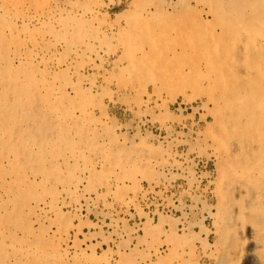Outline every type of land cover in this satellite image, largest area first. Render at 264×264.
Masks as SVG:
<instances>
[{"label": "rangeland", "instance_id": "obj_1", "mask_svg": "<svg viewBox=\"0 0 264 264\" xmlns=\"http://www.w3.org/2000/svg\"><path fill=\"white\" fill-rule=\"evenodd\" d=\"M0 3V264H264V0Z\"/></svg>", "mask_w": 264, "mask_h": 264}, {"label": "bare ground", "instance_id": "obj_2", "mask_svg": "<svg viewBox=\"0 0 264 264\" xmlns=\"http://www.w3.org/2000/svg\"><path fill=\"white\" fill-rule=\"evenodd\" d=\"M199 1H200V0H199ZM0 4H1V3H0ZM1 5H2V4H1ZM2 7H3V6H2ZM5 8H6V7H5ZM7 8H8V7H7ZM9 8H10V7H9ZM3 9H4V8H3ZM6 11H7V10H6ZM12 12H13V11H12ZM244 12H245V11H244ZM2 13H3V12H2ZM6 13H7V12H6ZM13 13H14V12H13ZM226 13H227V12H226ZM4 14H5V13H4ZM15 14H16V13H15ZM24 14H25V13H24ZM26 14H27V13H26ZM9 15H10V14H9ZM9 15H8V16H9ZM28 15H31V14H28ZM49 15H50V14H49ZM75 15H76V14H75ZM22 17H23V16H22ZM32 17H33V16H32ZM32 17H31V19H32ZM10 18H11V16H10ZM18 18H19V17H18ZM18 18H17V19H18ZM35 18H36V17H35ZM21 19H22V18H21ZM22 20H23V19H22ZM27 20H28V19H27ZM49 20H50V19H49ZM15 21H16V20H15ZM23 21H24V20H23ZM59 21H60V20H59ZM8 22H9V21H8ZM27 22H28V21H27ZM246 22L248 23V19H247ZM23 23H24V22H23ZM43 26H44V25H43ZM0 30H2V29L0 28ZM21 30H22V29H21ZM18 32H19V31H18ZM240 33H241V32H240ZM0 35H1V34H0ZM249 36H250V35H249ZM257 38H258V37H257ZM5 39H6V38H5ZM13 40H14V39H13ZM18 40H19V39H18ZM6 41H7V40H6ZM11 41H12V39H11ZM257 41H258V40H257ZM2 42H3V41H2ZM9 42H10V41H9ZM5 43H6V42H5ZM3 44H4V43H3ZM3 44H2V45H3ZM6 44H7V43H6ZM15 45H16V44H15ZM248 45H249V44H248ZM7 46H8V45H7ZM220 46H221V45H220ZM2 47H3V46H2ZM10 47H11V44H10ZM2 49H3V48H2ZM4 49H6V47H5ZM228 49H229V48H228ZM18 50H19V48H18ZM18 50H17V51H18ZM226 50H227V49H226ZM36 51H37V50H36ZM255 51H256V50H255ZM13 52H14V50H13ZM145 52H146V51H145ZM14 54H15V53H14ZM17 54H18V53H17ZM21 54H22V53H21ZM259 54H260V53H259ZM259 54H257V55L259 56ZM6 55H7V54H6ZM24 55H26V54L24 53ZM29 56H30V55H29ZM247 56H248V55H247ZM13 57H14V56H13ZM15 57H17V56H15ZM27 57H28V56H27ZM145 57H146V56H145ZM244 57H245V55H244ZM0 59H1V58H0ZM5 59H7V58H5ZM9 59H10V58H9ZM12 59H13V58H11L10 60H12ZM17 59H18V58H17ZM34 59H35V58H34ZM254 59H255V58H254ZM2 61H3V60H2ZM13 61H14V60H13ZM253 61H254V60H253ZM253 61H252V62H253ZM21 62H22V61H21ZM26 62H27V61H26ZM260 62H261V61H260ZM4 63H5V62H4ZM4 63H3V64H4ZM24 63H25V62H24ZM255 63H256V62H255ZM252 64H254V62H253ZM247 65H249V64H247ZM36 66H37V64H36ZM261 66H262V65H261ZM263 66H264V65H263ZM22 68H23V67H22ZM26 68H27V67H26ZM38 69H39V68H38ZM14 70H15V68H14ZM19 70H20V69H19ZM239 70H240V69H239ZM26 71H27V70H26ZM259 71H260V69H259ZM10 72H11V71H10ZM22 72H23V71H22ZM12 73H13V72H12ZM23 73H24V72H23ZM25 73H26V72H25ZM1 74H2V72H1ZM43 75H44V74H43ZM3 76H4V75H3ZM261 76H262V75H261ZM4 77H5V76H4ZM24 77H25V76H24ZM195 77H196V76H195ZM263 77H264V76H263ZM46 78H47V77H46ZM248 78H249V77H248ZM256 78H257V77H256ZM256 78H254V81L257 80ZM37 79H38V78H37ZM225 79H226V78H225ZM249 79H250V78H249ZM5 80H6V78H5ZM211 81H212V80H211ZM18 82H19V81H18ZM51 82H52V81H51ZM7 84H8V83H7ZM18 84H19V83H18ZM253 84H254V83H253ZM253 84H252V85H253ZM9 85H10V84H9ZM208 85H209V84H208ZM6 86H8V85H6ZM6 86H5V87H6ZM12 86H13V85H12ZM256 86H257V85H255L254 87H256ZM0 87H3V86H0ZM216 87H217V86H216ZM216 87H215V89H216ZM254 87H253V88H254ZM6 88H7V87H6ZM9 88H10V87H9ZM9 88H8V89H9ZM12 88H13V87H11L10 89H12ZM243 88H244V87H243ZM251 88H252V86H251ZM253 88H252V89H253ZM23 89H24V88H23ZM233 89H234V88H233ZM252 89H250V91H251ZM242 90H243V89H242ZM253 90H254V89H253ZM11 91H13V90H11ZM226 91H227V90H226ZM234 91H235V89H234ZM257 91H258V89H257ZM257 91H256V92H257ZM260 91H261V90H260ZM40 92H41V91H40ZM210 92H211V91H210ZM0 93H1V92H0ZM8 93H9V92H8ZM221 93H222V92H221ZM224 93H225V92H224ZM3 94H4V93H3ZM35 94H36V93H35ZM263 94H264V93H263ZM217 95H218V94H217ZM239 95H240V94H239ZM241 95H242V94H241ZM241 95H240V96H241ZM246 95H247V94H246ZM246 95H245V96H246ZM257 95H258V94H257ZM234 96H235V95H234ZM234 96H233V97H234ZM245 96H244V97H245ZM36 97H37V96H36ZM217 97H218V96H217ZM227 97H228V96H227ZM227 97H226V99H227ZM48 98H49V97H48ZM53 98H54V97H53ZM218 98L220 99V97H218ZM221 98H222V96H221ZM224 98H225V97H224ZM61 99H62V98H61ZM219 99H218V100H219ZM246 99H247V98H246ZM30 100H31V99H30ZM50 100H51V99H50ZM54 100H55V99H54ZM56 100H57V99H56ZM220 100H221V99H220ZM228 100H229V99H228ZM251 100H252V99H251ZM251 100H250V101H251ZM12 101H13V100H12ZM14 101H15V100H14ZM226 101H227V100H225V103H226ZM16 102H18V101H16ZM209 102H210V101H209ZM228 102H230V101H228ZM252 102H253V101H252ZM256 102H258V101H256ZM18 103H19V102H18ZM225 103H224V104H225ZM231 103H232V101H231ZM19 104H20V103H19ZM23 104H24V103H23ZM243 104H245V102H244ZM248 104H249V102H248ZM256 104H257V103H256ZM228 105H229V104H228ZM245 105H246V104H245ZM245 105H244V106H245ZM261 105H262V103H261ZM13 106H15V105L13 104ZM13 106H12V107H13ZM26 106H27V105H26ZM28 106H31V105H28ZM234 106H235V105H234ZM240 106H241V105H239V108H240ZM252 106H253V105H252V103H251V107H252ZM9 107H10V106H9ZM15 107H16V106H15ZM32 107H34V105H33ZM231 107H232V105H231ZM251 107H250V108H251ZM255 107H256V106H255ZM260 107H261V106H260ZM3 108H4V107H3ZM16 108H17V107H16ZM20 108H21V107H20ZM26 108H27V107H26ZM236 108H237V106H236ZM261 108H262V107H261ZM7 109H8V108H7ZM13 109H14V108H13ZM17 109H18V108H17ZM17 109H16V110H17ZM30 109H31V108H30ZM243 109H244V108H243ZM21 110H22V109H21ZM232 110H233V109H232ZM245 110H246V108H245ZM1 111H2V110H1ZM24 111H25V110H24ZM230 111H231V110H230ZM233 111H234V110H233ZM252 111H253V109H252ZM12 112H13V110H12ZM12 112H11V113H12ZM21 112H22V111H21ZM28 112H29V111H28ZM30 112H31V111H30ZM242 112L245 113L244 110H243ZM242 112H241V113H242ZM253 112H254V111H253ZM259 112H260V110H259ZM18 113H19V112H18ZM25 113H26V112H25ZM237 113H238V111H237ZM239 113H240V112H239ZM243 113H242V114H243ZM12 114H13V113H12ZM228 114H229V113H228ZM262 114H263V113H262ZM26 115H27V114H26ZM29 115H30V114H29ZM29 115H28V116H29ZM232 115H234V114H232ZM217 116H218V115H217ZM247 116H248V115H247ZM256 116H257V115H256ZM218 117H219V116H218ZM234 117H235V115H234ZM237 117H238V116H237ZM243 117H244V116H243ZM243 117H242V118H243ZM260 117H261V115H260ZM231 118H232V117H231ZM254 118H255V117H254ZM223 119H224V118H223ZM232 119H233V118H232ZM243 119H245V118H243ZM243 119H242V120H243ZM248 119H249V118H248ZM248 119H247V120H248ZM262 119H263V118H262ZM259 120H260V119H259ZM17 121H18V120H17ZM20 121H21V120H20ZM224 121H225V120H224ZM233 121H234V120H233ZM26 122H27V121H26ZM263 122H264V121H263ZM14 123H15V122H14ZM231 123H232V122H231ZM234 123H235V121H234ZM237 123H239V122H237ZM18 124H19V123H18ZM24 124H25V123H24ZM241 124H242V123H241ZM22 125H23V124H22ZM25 125H26V124H25ZM17 126H18V125H17ZM13 127H14V126H13ZM15 127H16V126H15ZM20 127H21V126H20ZM23 127H24V126H23ZM227 127H228V126H227ZM229 127H230V126H229ZM229 127H228V128H229ZM8 128H11V127H8ZM18 128H19V127H18ZM228 128H227V129H228ZM234 128H235V127H234ZM241 128H242V127H241ZM254 128H255V127H254ZM19 129H20V128H19ZM24 129H25V128H24ZM235 129H236V128H235ZM251 129H252V128H251ZM17 130H18V129H17ZM237 130H238V129H237ZM237 130H236V132H237ZM11 131H12V130H11ZM23 131H24V130H23ZM27 131H28V130H27ZM27 131H26V132H27ZM218 131H219V130H218ZM4 132H6V130H5ZM8 132H9V131H8ZM26 132H24V133H26ZM236 132H234V133H236ZM247 132H248V131H247ZM257 132H258V131H257ZM257 132H256V134H257ZM1 133H2V132H1ZM24 133L22 132L23 135H24ZM30 133H31V132H30ZM229 133H230V132H229ZM244 133H245V132H244ZM6 134H7V133H6ZM17 134H18V133H17ZM230 134H231V133H230ZM230 134H229V135H230ZM246 134L248 135V133H246ZM263 134H264V133H263ZM263 134H262V135H263ZM233 135H234V134H233ZM233 135H232V136H233ZM10 136H11V135H10ZM18 136H20V134H19ZM18 136H17L16 138H18ZM241 136H242V135H241ZM253 136H254V135H253ZM257 136H258V134H257ZM249 137H252V136H249ZM23 138H24V137H23ZM25 138H26V137H25ZM243 138H244V137H243ZM10 139H11V137H10ZM12 139H13V138H12ZM251 139H252V138H251ZM14 140H15V137H14ZM235 140H236V139H235ZM241 140H242V139H241ZM241 140H240V141H241ZM249 140H250V139H249ZM10 141H11V140H10ZM20 142H21V141H20ZM20 142H19V143H20ZM241 142H242V141H241ZM245 142H246V140H245ZM239 143H240V142H239ZM242 143H243V142H242ZM246 143H247V142H246ZM250 143H251V142H250ZM0 144H1V142H0ZM5 144H6V142H5ZM10 144H11V143H10ZM10 144H9V145H10ZM212 144H213V143H212ZM212 144H211V145H212ZM253 144H254V143H253ZM1 145H3V144H1ZM17 145H18V144H17ZM248 145H249V144H248ZM256 145H257V144H256ZM256 145H255V146H256ZM261 146H262V145H261ZM4 147H5V146H4ZM236 147H237V146H236ZM247 147H248V146H247ZM252 147H253V146H252ZM221 148H222V147H221ZM253 148H254V147H253ZM16 149H17V148H16ZM257 149H258V148H257ZM260 149H261V147H260ZM22 150H24V149H22ZM25 150H26V149H25ZM245 150H246V149H245ZM261 150H262V149H261ZM16 151H18V149H17ZM248 151H249V150H248ZM258 151H259V150H258ZM2 152H3V150H2ZM14 152H15V151H14ZM22 152H23V151H22ZM28 152H29V151H28ZM249 153H250V152H249ZM252 153H253V152H252ZM261 153H262V152H261ZM6 154H7V153H6ZM19 154H20V152H19ZM21 155H22V154H21ZM21 155H20V157H21ZM25 155H26V153H25ZM29 155L31 156L30 153H29ZM4 156H5V155H4ZM7 156H8V155H7ZM14 156H16V155L14 154ZM30 156H29V157H30ZM0 157H2V153H1V156H0ZM244 157H245V156H244ZM261 157H263V156H261ZM70 158H71V157H70ZM8 159H10V158H8ZM251 159H252V158H251ZM260 159H261V158H260ZM243 160H244V159H243ZM3 161H4V160H3ZM5 161H6V160H5ZM5 161H4V162H5ZM8 161H9V160H8ZM14 161H15V160H14ZM241 161H242V160H241ZM260 161H262V160H260ZM0 162H1V161H0ZM10 163H11V161H10ZM30 163H31V162H30ZM243 163H244V162H243ZM11 166H12V165H11ZM11 166H10V167H11ZM15 166H16V165H15ZM46 166H47V165H46ZM239 166H241V165H239ZM256 168H257V167H256ZM17 170H18V169H17ZM18 171H19V170H18ZM4 172H5V171H4ZM13 173H14V171L12 172V175H13ZM24 173H25V172H24ZM241 173H242V172H241ZM251 173H252V172H251ZM3 175H4V174H3ZM6 175H7V173H6ZM6 175H4V176H6ZM26 175H27V173H26ZM235 175H236V173H235ZM240 175H241V174H240ZM240 175H239V176H240ZM17 176H18V175H17ZM22 176H23V174H22ZM10 177H11V176H10ZM17 178H18V177H16L15 179H17ZM3 179H4V178H3ZM15 179H14V180H15ZM9 180H10V179H9ZM22 180H23V179H22ZM26 180H27V179H26ZM7 181H8V179H7ZM16 181H17V180H16ZM23 181H24V180H23ZM4 182H5V181H4ZM30 182H31V181H30ZM7 183H8V182H7ZM16 183H17V182H16ZM18 183H20L19 180H18ZM18 183H17V184H18ZM259 183H260V182H259ZM9 184H10V183H9ZM17 184H16V185H17ZM20 184H22V183H20ZM7 185H8V184H7ZM13 185H14V184H13ZM65 185H66V184H65ZM5 186H6V185H5ZM261 186H262V185H261ZM8 187H9V186H8ZM13 187H15V186H13ZM13 187H12V188H13ZM0 188H2V187H0ZM3 188H4V187H3ZM18 188H19V187H18ZM18 188H17V189H18ZM231 188H232V187H231ZM260 188H261V187H260ZM6 189H7V188H6ZM19 189H22V188H19ZM24 189H25V188H24ZM250 189H251V188H250ZM250 189H249V190H250ZM10 190H11V189H9V191H10ZM14 190H15V189H14ZM262 190H263V189H262ZM16 191H17V190H16ZM0 192H1V191H0ZM10 192H11V191H10ZM14 192H15V191H14ZM242 192H243V191H242ZM242 192H241V193H242ZM4 193H5V191H4ZM8 193H9V192H8ZM16 193H17V192H16ZM58 193H60V192H58ZM58 193H57V194H58ZM237 193H238V192H237ZM250 193H251V192H250ZM10 194H11V193H10ZM10 194H9V195H10ZM12 194H13V193H12ZM13 195H14V194H13ZM252 195H253V193H252ZM3 196H4V195H3ZM55 196H56V195H55ZM58 196H59V195H58ZM261 196H262V195H261ZM261 196H260V197H261ZM7 197H8V195H7ZM13 197H14V196H13ZM15 198H17V197L15 196L13 200H15ZM57 199H58V198H57ZM253 199H254V198H253ZM0 200H1V198H0ZM5 200H6V198H5ZM11 200H12V199H11ZM24 201H25V200H24ZM38 201H39V200H38ZM52 201H53V200H52ZM2 202H3V201H2ZM4 202H5V201H4ZM6 202H7V201H6ZM10 202H11V201H10ZM48 202H49V201H48ZM55 202H56V201H55ZM235 202H236V201H235ZM244 202H245V200H244ZM250 202H251V201H250ZM250 202H249V203H250ZM259 202H260V201H259ZM261 202H263V200H262ZM27 203H28V205H29V202H27ZM0 204H2V203H0ZM10 204H11V203H10ZM12 204H13V202H12ZM12 204H11V206H12ZM45 204H46V202H45ZM51 204H52V203H50V205H51ZM254 204H258V203H254ZM259 204H260V203H259ZM33 205H34V204H33ZM260 205H262V204H260ZM2 206H3V204H2ZM53 206H54V205H53ZM9 207H10V206H9ZM245 207H246V206H245ZM247 207H248V205H247ZM5 208H6V207H5ZM5 208H4V209H5ZM10 208H11V207H10ZM23 208H24V206H23ZM31 208H32V207H31ZM43 208H44V207H43ZM54 208H55V207H54ZM0 209H1V208H0ZM253 209H254V208H253ZM261 209H262V208H261ZM49 210H50V209H49ZM242 210L244 211L243 208H242ZM254 210H256V209H254ZM258 210H260V209H258ZM27 211H28V210L26 209V212H27ZM20 213H22V212H20ZM229 213H230V212H229ZM255 213H256V212H255ZM231 214H232V213H231ZM237 214L239 215V213H237ZM242 214H243V213H242ZM249 214H250V213H249ZM261 214H262V213H261ZM19 215H20V214H19ZM251 215H252V214H251ZM2 216H4V215H2ZM20 216H21V215H20ZM28 216H29V215H28ZM234 216H236V215H234ZM239 216H240V215H239ZM239 216H238V217H239ZM0 217H1V216H0ZM5 217H6V216H5ZM5 217H4V218H5ZM25 217H27V216H25ZM261 217H262V215H261ZM15 218H16V217H15ZM19 218H20V217H19ZM0 219H1V218H0ZM2 219H3V218H2ZM21 219H24V218L21 217ZM26 219H27V218H26ZM239 219H240V218H239ZM241 219H242V218H241ZM28 220H29V219H28ZM238 221H239V220H238ZM260 221H261V220H260ZM0 222H1V221H0ZM20 223H21V222H20ZM23 223H24V221H23ZM236 224H239V223H236ZM236 224H235V225H236ZM21 225H22V223H21ZM28 225H29V224H28ZM30 226H32V225H30ZM13 227H14V226H13ZM26 227H27V225H26ZM2 228H3V227H2ZM27 228H28V227H27ZM64 228H65V227H64ZM235 228H236V227H235ZM242 228H243V227H242ZM5 229H6V228H5ZM17 229H18V228H17ZM22 229H23V228H22ZM66 229H67V228H66ZM260 229H261V228H260ZM263 229H264V228H263ZM0 230H1V228H0ZM26 230H27V229H26ZM241 231H242V229H241ZM243 231H244V229H243ZM4 232H5V231H4ZM6 232H7V231H6ZM10 232H11V231H10ZM29 232H30V231H29V229H28V234L31 233V232H30V233H29ZM68 232H69V231H68ZM68 232H67V234H68ZM234 232H236V231H234ZM251 232H252V231H251ZM260 232H261V231H260ZM7 233H8V232H7ZM7 233H6V234H7ZM237 233H238V232H237ZM241 233L243 234V232H241ZM241 233H240V234H241ZM2 234H3V233H2ZM10 234L13 235V233H10ZM31 234H32V233H31ZM240 234H239V235H240ZM247 234H248V233H247ZM4 235H5V234H4ZM7 235H8V234H7ZM63 235H64V234H63ZM65 235H66V234H65ZM233 235H234V234H233ZM8 236H9V235H8ZM21 236H23V235L21 234ZM237 236H238V235H236V237H237ZM254 236H255V235H254ZM14 237H16V236H14ZM14 237H13V239H15ZM19 237H20V236H19ZM240 237H242V236H240ZM20 238H21V237H20ZM237 238H238V237H237ZM242 238H243V237H242ZM40 239H41V238H40ZM40 239H38V241H36V242H39ZM66 239H68V238H66ZM225 239H226V238H225ZM240 239H241V238H240ZM23 240H24V239H23ZM25 240H26V237H25ZM13 241H14V240H13ZM42 241H43V239H42ZM234 241H235V239H234ZM234 241H233V242H234ZM243 241H244V240H243ZM8 242H9V241H8ZM21 242H22V241H21ZM24 242H25V241H24ZM53 242H54V241H53ZM62 242H64V241H62ZM233 242H232V244H233ZM25 243H26V242H25ZM32 243H33V242H32ZM57 243H58V242H57ZM64 243H65V242H64ZM228 243H229V242H228ZM34 244H35V243H34ZM58 244H59L58 246H60V243H58ZM52 245H53V244H52ZM61 245H62V244H61ZM238 245H239V244H238ZM21 246H22V245H21ZM23 246H24V245H23ZM27 246H28V245H27ZM53 246H54V245H53ZM156 246H157V245H156ZM233 246H234V245H233ZM7 247H9V246H7ZM12 247H13V246H12ZM12 247H11V248H12ZM34 247H36V245H35ZM37 247H38V245H37ZM230 247H231V246H230ZM235 247H236V246H235ZM248 247H249V246H248ZM256 247H257V246H256ZM48 248H49V247H48ZM56 248H58V247H56ZM68 248H69V247H68ZM228 248H229V247H228ZM15 249H16V248H15ZM15 249H14V250H15ZM50 249H51V248H50ZM52 249H53V247H52ZM66 249H67V248H66ZM231 249H232V248H231ZM239 249H240V251H242V250H243V247L241 246ZM246 249H247V248H246ZM249 249H250V248H249ZM0 250L2 251V249H0ZM4 250H5V249H4ZM12 250H13V249H12ZM225 250H226V249H225ZM234 250H235V249H234ZM234 250H233V251H234ZM250 250H251V249H250ZM8 251H9V250H7V252H8ZM18 251H19V250H18ZM3 252H5V251H3ZM13 252H14V251H13ZM21 252H22V251H21ZM59 252H60V251H59ZM148 252H149V251H148ZM155 252H156V251H155ZM224 252H225V251H224ZM224 252H223V254H224ZM228 252H229V251H228ZM230 252H231V251H230ZM230 252H229V253H230ZM5 253H6V252H5ZM8 253H9V252H8ZM243 253H245V252H243ZM257 253H258V252H257ZM6 254H7V253H6ZM16 254H17V253H16ZM81 254H82V253H81ZM90 254H92V253H90ZM238 254H239V252H238ZM14 255H15V254H14ZM24 255H25V254H24ZM26 255H28V254L26 253ZM93 255H94V254H93ZM93 255H92V256H93ZM32 256H34V255H32ZM72 256H73V255H72ZM90 256H91V255H90ZM90 256H89V257H90ZM261 256H262V255H261ZM0 257H2V255H1ZM21 257H22V256H21ZM82 257H83V256H82ZM85 257H86V256H85ZM229 257H230V256H229ZM231 257H232V256H231ZM239 257H240V256H239ZM263 257H264V255H263ZM13 258H14V257H13ZM16 258H17V257H16ZM26 258H27V257H26ZM40 258H41V257H40ZM64 258H65V257H64ZM68 258H69V257H68ZM78 258H79V257H77V259H78ZM236 258H237V257H236ZM22 259L25 260L24 258H22ZM71 259H72V258H71ZM83 259H84V257H83ZM232 259H233V258H232ZM234 259H235V258H234ZM237 259H238V258H237ZM245 259H246V258H245ZM9 260H10V259H9ZM23 260H22V262H23ZM54 260H55V259H54ZM86 260H87V259H86ZM225 260H226V259H225ZM240 260H241V259H240ZM13 261H14V260H13ZM30 261H31V260H30ZM44 261H45V260H44ZM78 261H79V260H78ZM78 261H77V262H78ZM80 261H81V259H80ZM80 261H79V262H80ZM88 261H89V263H90V260H88ZM142 261H143V260H142ZM226 261H227V260H226ZM226 261H225V262H226ZM236 261H237V260H236ZM256 261H257V260H256ZM10 262H11L12 264H14L11 260H10ZM14 262H15V261H14ZM19 262H20V261H19ZM19 262H18V263H19ZM22 262H21V263H22ZM28 262H29V261H28ZM36 262H37V259H36ZM66 262H67V261H66ZM66 262H65V263H66ZM81 262H83V261H81ZM93 262H96V261H93ZM121 262L124 263L125 260H124V262H123V261H121ZM136 262H137V261H136ZM238 262H239V261H238ZM260 262H261V261H260ZM260 262H259V263H260ZM0 263H1V262H0ZM3 263H4V262H3ZM18 263H17V264H18ZM60 263H61V262H60ZM60 263H59V264H60ZM62 263H63V262H62ZM67 263H68V262H67ZM75 263H76V262H75ZM75 263H72V264H75ZM85 263H86V262H85ZM97 263L99 264L98 261H97ZM133 263H134V261H133ZM240 263H241V262H240ZM259 263H258V264H259ZM9 264H10V263H9ZM36 264H37V263H36ZM53 264H54V262H53ZM69 264H70V263H69ZM87 264H88V263H87ZM90 264H91V263H90ZM94 264H95V263H94ZM107 264H108V263H107ZM144 264H145V263H144ZM226 264H227V262H226ZM256 264H257V263H256Z\"/></svg>", "mask_w": 264, "mask_h": 264}]
</instances>
